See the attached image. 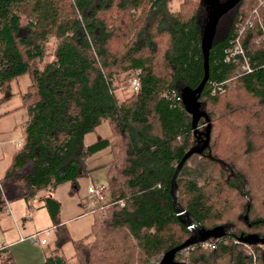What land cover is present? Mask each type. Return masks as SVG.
I'll return each mask as SVG.
<instances>
[{"label": "trees", "instance_id": "trees-1", "mask_svg": "<svg viewBox=\"0 0 264 264\" xmlns=\"http://www.w3.org/2000/svg\"><path fill=\"white\" fill-rule=\"evenodd\" d=\"M208 1L180 0L172 11V0H0V93L20 76L29 79L20 97L22 143L0 179V210L63 185L70 196L91 156L106 149L110 157L107 200L91 210L85 237L72 241L59 226L56 200L37 201L53 247L69 243L73 253L42 264H158L192 236L175 219L168 188L176 163L194 146L179 93L202 78ZM254 2L238 0L215 25L198 96L210 124L208 146L174 179L175 202L195 229L223 236L204 241L211 249L186 247L175 262L264 264V42L240 39L253 68L245 76L235 77L238 64L222 55L234 22ZM224 80L219 94L211 92ZM102 123L108 134L84 145ZM196 125L202 132L203 120ZM195 158L199 184L185 174ZM0 264H13L3 251Z\"/></svg>", "mask_w": 264, "mask_h": 264}, {"label": "rangeland", "instance_id": "rangeland-1", "mask_svg": "<svg viewBox=\"0 0 264 264\" xmlns=\"http://www.w3.org/2000/svg\"><path fill=\"white\" fill-rule=\"evenodd\" d=\"M179 1L180 0H172V3L170 5V9L172 11L176 9ZM54 41L55 40H50V42H48V49L52 50ZM28 83L29 79L27 77H25L24 75L20 76L16 80H14L13 83L9 84V88L6 92L0 93V118L5 117L2 118V121H0V154H4L3 162H0V171L2 167H4V165L5 167H7L10 161L9 158V161L5 159V155L17 151L18 148L16 149L13 145L19 143L20 138H22L23 136L22 128L23 125H25L27 118L25 113L26 110L21 105L20 97L24 92H26L25 89ZM202 128L203 127L200 126L198 128V131L201 132ZM107 134L108 129L106 128L105 124L102 123L96 129H94L93 132L85 135L82 143H84V145L90 144L91 142L96 141L99 138L106 136ZM192 141L194 142V144L196 143L195 139H192ZM109 160L110 157L108 156L106 149L100 151L96 155L94 154L93 157L86 162L84 169L87 172L76 180L77 189L73 190L70 196L67 194V191L69 190L68 185L60 186L51 194V196L56 199L60 205V223L61 220H65L63 223H59V226L65 227V229L67 230V234L69 238L72 239V241L79 240L83 236L85 237L89 232L91 210L95 207V203L86 195V191L89 186H106L103 177L105 174V170L101 168L99 170L98 167L104 165ZM196 164V158L195 160H188V162L186 163L188 169L187 173L185 174L188 179H191L195 183L199 184L202 180L200 176L201 172ZM20 203L22 202L19 201L8 204L7 208L9 209L13 217L15 216V214H13V210L11 207L13 205V208H16ZM32 211H34V208ZM6 218H8V216H6ZM6 218L2 217L0 221L6 220ZM5 226L6 225L2 226L3 230L6 229ZM16 226L20 232V237L29 236L24 235L28 232V228L30 227L29 223H16ZM0 234L2 233L0 232ZM44 239L47 241V243H49L48 249L52 250L54 248L52 233L49 232L48 236L46 238L44 237ZM70 246L71 245L69 243L62 245V248L59 251L61 258L63 257L65 259H69L71 257L73 253L71 252Z\"/></svg>", "mask_w": 264, "mask_h": 264}, {"label": "water", "instance_id": "water-1", "mask_svg": "<svg viewBox=\"0 0 264 264\" xmlns=\"http://www.w3.org/2000/svg\"><path fill=\"white\" fill-rule=\"evenodd\" d=\"M209 9H207V18L203 24L202 36L200 37V50L199 54L202 58L201 70H202V78H200L198 85L195 89H183L179 93V98L181 101V107L183 112H185L189 116V125L192 130L191 138L196 140V143L192 148H189L185 154L181 157L176 165L173 174H171L169 178V188L168 194L170 197V207L173 210V215L175 219L180 223L183 229L189 231L192 236L185 240V242L178 244L171 248L170 251H166L158 261V264H182V262H175L172 260V256L178 252H182L186 249V247L192 245H198L206 240L218 239L223 236V233L219 229L213 228L209 231L198 229L196 230L192 221L188 218V213L176 204V197L174 194L175 187V176L182 169V165L189 157L201 154L202 150L206 149L208 146L209 138L208 131L210 130V124L207 122L206 116L203 112L198 111V96L200 92L203 90L205 85L206 77H208L207 63H208V50L211 47V40L215 34V25L223 16L224 13H227L231 8L235 6L238 0H224L223 3L218 4L216 0H209ZM202 119L204 122V129L202 132L197 130V121Z\"/></svg>", "mask_w": 264, "mask_h": 264}, {"label": "crops", "instance_id": "crops-1", "mask_svg": "<svg viewBox=\"0 0 264 264\" xmlns=\"http://www.w3.org/2000/svg\"><path fill=\"white\" fill-rule=\"evenodd\" d=\"M2 118H5V117H2ZM2 118H0V121H2ZM22 138H23V136H22ZM22 138H20L19 143L13 145V146H15L16 149L20 147L19 145L22 143ZM12 153L6 154L5 159L8 160V158H9V160H10ZM9 155H10V157H9ZM92 157L93 156H91V158ZM3 159H4V154L2 153V154H0V160H1L0 162H3ZM10 161H9V164H10ZM9 164H8V166H9ZM4 167H5V165H4ZM4 167H2V169L0 171V179H2V177L4 176L3 173H4V170L6 168V167L5 168ZM100 168L104 169V165H101L100 167H98L99 170H100ZM54 191H55V189L53 191H50V192H47V191L46 192H42V191L38 192L33 197L32 202L30 204L24 202L23 200H19L22 203H20L18 207L13 208V205L11 207L13 210V214H15L14 217L12 216V214L10 213V211L7 207H8L9 203H14L16 201L7 203V206H6L7 212H4L5 210L3 207L0 210V219L2 217L6 218V216H8V218H6V220L0 221V232L2 233V234H0V251H3L6 255H9V257L12 259L13 264H42L43 260L48 258L49 256L60 257L59 251L62 247L59 250L55 249V248H53L52 250L48 249L49 243H47V241L44 239V237L46 238L48 236V233L49 232L52 233L53 230H52V227L50 226V223L48 220L49 219L48 215L43 211V209L38 208L40 206V203L37 202V201H39L40 198H44L46 196L54 199L51 196V194ZM69 191H70V189L67 191V194L69 193ZM54 200H56V199H54ZM19 201H17V202H19ZM56 202H57V200H56ZM58 206H60V205H58ZM33 208H34V211H32ZM17 209L19 210V212ZM59 214H60V212H59V207H58L57 222L59 221V218H60ZM64 221L65 220H61V223H63ZM16 223H19V224L29 223L30 227L28 226L29 227L28 232L25 233L24 235H29V236L30 235L31 236L36 235L37 241L44 240V242L46 244L40 245L37 243L35 245H32L29 241L25 240L26 236L20 237V232L16 226ZM59 223H60V221L58 222V224ZM4 225H6L5 230H3V228H2V226H4ZM89 227H90V225H89ZM5 235H7V236H5ZM52 238H53V235H52ZM53 242H54V240H53Z\"/></svg>", "mask_w": 264, "mask_h": 264}, {"label": "built area", "instance_id": "built-area-1", "mask_svg": "<svg viewBox=\"0 0 264 264\" xmlns=\"http://www.w3.org/2000/svg\"><path fill=\"white\" fill-rule=\"evenodd\" d=\"M254 4L249 10L245 11L243 17H238L237 20L233 24V34L228 40V45L226 49H223V62L224 63H237L238 71L235 73V77L250 73L253 68L249 66V58L244 55L242 43L240 39L243 36H246L248 41H250L255 46L258 45L259 42H264V0H254ZM250 36V37H249ZM227 80H224L219 83V85H213V90L211 92L220 93L222 89V85L226 84ZM129 87L135 92L137 90V86L134 80L129 82ZM106 187L100 186H89L86 191V195L92 199L95 203V207L101 205L107 200L106 197ZM4 212H7V203H4ZM27 241H29L32 245L40 244L45 245L44 240H36V235L26 237ZM202 248L208 247L207 243L202 242L199 244Z\"/></svg>", "mask_w": 264, "mask_h": 264}]
</instances>
